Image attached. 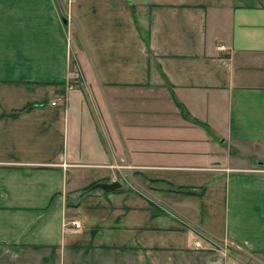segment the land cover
Masks as SVG:
<instances>
[{"label": "crops", "instance_id": "obj_1", "mask_svg": "<svg viewBox=\"0 0 264 264\" xmlns=\"http://www.w3.org/2000/svg\"><path fill=\"white\" fill-rule=\"evenodd\" d=\"M249 256L264 264V0H0V264Z\"/></svg>", "mask_w": 264, "mask_h": 264}, {"label": "built area", "instance_id": "obj_2", "mask_svg": "<svg viewBox=\"0 0 264 264\" xmlns=\"http://www.w3.org/2000/svg\"><path fill=\"white\" fill-rule=\"evenodd\" d=\"M220 48L222 50H226V47L225 46H220ZM52 104L53 105H56L57 102L56 101H52ZM64 227H65V230L68 233H71L73 231H77V230L81 229L82 223L80 221H77V220H74V221H66ZM197 246H199V245L197 244Z\"/></svg>", "mask_w": 264, "mask_h": 264}, {"label": "water", "instance_id": "obj_3", "mask_svg": "<svg viewBox=\"0 0 264 264\" xmlns=\"http://www.w3.org/2000/svg\"><path fill=\"white\" fill-rule=\"evenodd\" d=\"M122 186V184L119 181H114L110 183H97L93 187L94 188H100L106 192H112L114 190L119 189Z\"/></svg>", "mask_w": 264, "mask_h": 264}, {"label": "trees", "instance_id": "obj_4", "mask_svg": "<svg viewBox=\"0 0 264 264\" xmlns=\"http://www.w3.org/2000/svg\"><path fill=\"white\" fill-rule=\"evenodd\" d=\"M46 101H43V102H36V103H32L30 104L27 109H32V108H35V107H40V106H43L45 105ZM96 183H93L90 187H88L87 190H90L92 186H94ZM175 190L177 191H182V192H187V193H194V194H198V193H201V191H195L193 189H185V188H175Z\"/></svg>", "mask_w": 264, "mask_h": 264}, {"label": "rangeland", "instance_id": "obj_5", "mask_svg": "<svg viewBox=\"0 0 264 264\" xmlns=\"http://www.w3.org/2000/svg\"><path fill=\"white\" fill-rule=\"evenodd\" d=\"M148 21H149V19H148ZM158 186L161 187V185H158ZM148 188H149V186H148ZM142 193H143V194H148V195L152 194V192H149V191H148V192L143 191ZM199 232H200L202 235L206 236L207 238L210 237V235H208V232L205 231V230H201V229H200ZM256 262H257V263H256ZM248 264H263V263L257 261V260L254 258V256H253V257H252V256H249Z\"/></svg>", "mask_w": 264, "mask_h": 264}]
</instances>
